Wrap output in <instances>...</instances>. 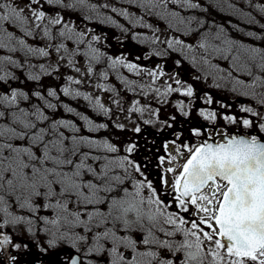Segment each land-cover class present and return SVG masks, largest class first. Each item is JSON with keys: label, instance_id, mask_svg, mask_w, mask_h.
I'll use <instances>...</instances> for the list:
<instances>
[{"label": "snow or ice", "instance_id": "6c2138e0", "mask_svg": "<svg viewBox=\"0 0 264 264\" xmlns=\"http://www.w3.org/2000/svg\"><path fill=\"white\" fill-rule=\"evenodd\" d=\"M100 9L125 18L136 15L137 25L155 32L163 25L172 33L163 41L165 52L196 53L192 63L217 87L223 81L259 107L242 105L240 113L250 114L246 118L228 114L227 105L220 112L207 107L215 103L212 95L201 98L180 79L175 80L178 87L153 88L168 73L150 71L152 84L140 85L142 90L188 98L166 118L156 109L154 119L143 121L175 137L162 142L164 155L155 157L156 167L169 165L157 186L149 173L152 160L136 158L135 139L118 144L92 135L110 124L120 132L128 129L112 119V109L99 95L72 87L84 80L71 74L65 80L61 68L63 63L85 78L94 75L93 63L105 55L94 46L101 38L90 30L86 34L68 14H99ZM214 11L258 23L253 12L264 16V0L243 5L233 0H128L119 10L112 0H0V264H21L19 253L30 251L28 240L43 256L53 257L44 264H264V24L259 32L232 24L248 41L237 39L216 22ZM107 20L116 24L111 16ZM107 60L113 70L119 65L143 71L125 58L109 55ZM108 78L107 71L99 72L100 80ZM121 81L132 87L125 77ZM96 87L116 91L103 83ZM64 97L82 98L109 123L78 112ZM112 102L127 112L128 120L145 112L139 100L127 109L119 99ZM221 121L248 131L221 132ZM185 124L191 125V137L203 138L195 146L185 142ZM131 131L139 136L143 129L133 122ZM167 174H173L171 201L161 196Z\"/></svg>", "mask_w": 264, "mask_h": 264}, {"label": "flooded vegetation", "instance_id": "af4514ba", "mask_svg": "<svg viewBox=\"0 0 264 264\" xmlns=\"http://www.w3.org/2000/svg\"><path fill=\"white\" fill-rule=\"evenodd\" d=\"M95 2V0H93ZM103 2V0H101ZM116 5L117 9H120L121 5L128 6V0H112ZM211 2V0H207ZM234 3H239L238 5L245 4V0H233ZM52 10V9H50ZM132 13H136L135 8H130ZM72 17V22L78 24L79 28L84 30L86 34L88 31H91V34L99 36L101 39L98 44L94 46L100 48V50L105 54L102 57L99 64L93 63L94 75L90 78H85L84 76L77 74L71 69L66 68L63 63H61V68L65 73V80L68 74H71L77 79L84 80V83L80 86L72 85V87H79L81 91L92 94L99 95L101 101L106 104L107 107L112 109V119L116 123H124L128 131L120 132L113 128L110 124L108 130H101V132L93 133L95 137H110L116 143H122L126 139H135L139 144V151L137 159L148 158L152 160L153 165L149 167V173L157 186H159V180L161 172L166 169L169 165L165 163L159 168L155 166V157L159 155H164L163 149L161 148V143L166 139H174V136H171L169 131L166 130L163 134L159 133L156 130V127L153 125H145L143 123L146 119H154L151 116V112L160 109L161 118H166L167 115L175 110V105L180 100H184L185 103H188L187 97H182L179 93H170L167 96H160L155 91L150 90L148 87H145L143 90L140 88V85H150L152 84V77L148 75L150 71H159L163 69L167 75L157 79L153 88H160L163 91L167 84H172L173 87H178L175 84L176 79H180L186 84H190L194 87L197 96L203 97L204 93L212 95L215 103L210 107L214 110L224 112L225 108L222 105H227L226 111L228 114L237 115L240 118H246L250 114L240 113L239 109L243 106H257L256 102L248 97L238 95L237 93L231 91L229 88L223 86V81H219L220 87H217V81L213 80L211 77H206L205 71L198 64L192 63L193 56H196V53L193 52H184L179 48L177 50H164L167 48V45L163 43L166 39L171 38L172 33L161 25V31L155 32L151 28L142 27L136 24V15H133L130 18H125L123 16H118L116 13L111 12L110 9H100L99 14L94 12H85L80 15L76 13H69ZM139 15H144L143 10H140ZM253 15L256 17L258 23L249 24L246 21H242L241 18L232 15L235 19L232 20L234 23H238L240 28L245 29L246 31H261V24H264V16L257 12H253ZM81 16L84 18L82 19ZM111 16L116 24H113L111 21L107 20V17ZM90 17V19L88 18ZM231 17V16H230ZM213 18L217 23H224L226 26V13L215 12L213 13ZM146 19L150 23H155L151 16H147ZM119 25V26H118ZM123 28L127 31H122ZM231 26V25H230ZM227 27L231 32V35L234 38L248 41V38L243 35L242 32L237 30H232L231 27ZM185 40H189L190 37H183ZM153 39H156V43H152ZM40 44L45 43V41H40ZM253 43H258V41H253ZM154 53H161L160 55H155ZM113 58H125L126 62L135 63L143 71L137 73L135 71H130L123 66H117L115 70L107 67L109 61L107 60L108 56ZM56 54L53 52V57L55 58ZM198 59V56H197ZM177 61L180 63L178 64ZM34 62H45V61H34ZM87 59L85 58L80 64L81 72H84L85 66L87 65ZM223 63V62H222ZM17 74H21L22 70H14ZM33 71H38V69H33ZM107 71L108 80H100L99 72ZM23 75H27V71H23ZM125 77L128 81L133 82L132 87L130 88L127 84L121 81V77ZM199 76L201 79H196ZM23 78V77H22ZM48 79V78H46ZM98 83H103L110 86L116 91L105 93L102 90L98 89L96 85ZM119 92V96L116 94ZM65 102L71 104L77 109L78 112H83L84 114L89 115L91 118L97 122L109 123L108 117H105L95 110L92 109L91 105L80 99H71L64 97ZM114 99H119L121 105L124 109L130 108L134 101L139 100L140 106L145 108L144 114L141 116L139 113L132 114L131 120H128L127 112H121L120 107L114 104L112 101ZM197 105L205 106L201 101H196ZM65 118L75 119L68 113H61ZM133 122L140 124L143 129V132L139 136L131 131ZM185 142L192 143L194 146L200 142L203 138L191 137L187 129L191 127L189 124H185ZM211 127V126H209ZM221 132L227 130L229 133L240 132L243 134L248 131L243 128H237L234 125H227L223 121L218 125ZM213 133L209 131L207 135H212ZM174 154V148L170 149ZM187 159V154L179 158L178 165L183 164ZM179 171V167L177 168ZM173 174H167L165 178L168 180V187H165L161 192V196L166 200L171 201V192L170 185ZM43 238L41 234V239ZM31 245L30 251L21 252L19 256L21 258V264H44L45 261H50L53 257L43 256L35 244L28 240Z\"/></svg>", "mask_w": 264, "mask_h": 264}, {"label": "rangeland", "instance_id": "374dc122", "mask_svg": "<svg viewBox=\"0 0 264 264\" xmlns=\"http://www.w3.org/2000/svg\"><path fill=\"white\" fill-rule=\"evenodd\" d=\"M236 4L238 5L239 3L237 2ZM234 19L235 18L232 15H229V14L226 13V27H229L230 25L235 24L234 21H232ZM229 20L231 21V24L228 23ZM236 24H238V23H236ZM237 39H238V37H237Z\"/></svg>", "mask_w": 264, "mask_h": 264}]
</instances>
